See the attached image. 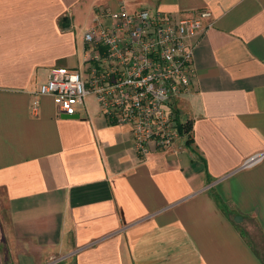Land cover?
<instances>
[{"label":"crops","instance_id":"0c3cea01","mask_svg":"<svg viewBox=\"0 0 264 264\" xmlns=\"http://www.w3.org/2000/svg\"><path fill=\"white\" fill-rule=\"evenodd\" d=\"M120 4L210 12L173 107L189 143L141 156L91 96L65 115L35 93L80 65L94 11ZM56 259L264 264V0H0V264Z\"/></svg>","mask_w":264,"mask_h":264},{"label":"built area","instance_id":"2783aa9c","mask_svg":"<svg viewBox=\"0 0 264 264\" xmlns=\"http://www.w3.org/2000/svg\"><path fill=\"white\" fill-rule=\"evenodd\" d=\"M209 16L206 9L179 16L121 4L96 9L81 35L80 65L51 67L35 93L50 96L65 115L84 109L91 96L106 122L128 128L136 154L168 148L179 135L174 103L190 90L195 39L211 26Z\"/></svg>","mask_w":264,"mask_h":264},{"label":"trees","instance_id":"16d2710c","mask_svg":"<svg viewBox=\"0 0 264 264\" xmlns=\"http://www.w3.org/2000/svg\"><path fill=\"white\" fill-rule=\"evenodd\" d=\"M177 130H178V134H186V143H189L191 141L190 135H188V132L190 130V124L188 122H183V123H179L177 124Z\"/></svg>","mask_w":264,"mask_h":264},{"label":"rangeland","instance_id":"374dc122","mask_svg":"<svg viewBox=\"0 0 264 264\" xmlns=\"http://www.w3.org/2000/svg\"><path fill=\"white\" fill-rule=\"evenodd\" d=\"M177 139H179V138H177ZM51 264H53V263H51Z\"/></svg>","mask_w":264,"mask_h":264}]
</instances>
